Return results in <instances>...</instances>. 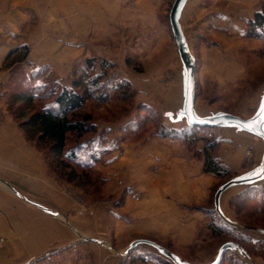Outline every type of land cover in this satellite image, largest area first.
<instances>
[{"label":"rangeland","instance_id":"rangeland-1","mask_svg":"<svg viewBox=\"0 0 264 264\" xmlns=\"http://www.w3.org/2000/svg\"><path fill=\"white\" fill-rule=\"evenodd\" d=\"M3 1L0 0V7ZM11 1L8 0L7 11L9 15L16 13L15 19H20L17 12L22 4L14 0L12 5ZM188 1L182 24L195 58L196 109L201 116L223 111L242 118L250 117L257 108L264 88V41L238 36L231 32V26H222L227 21L223 22L217 16L218 12L224 11L228 15L236 13L229 6V0ZM172 2L49 0L47 26L41 23L36 10H39L38 3L35 6L31 4L33 8L27 10L30 18L24 22L22 32L31 33V37L36 40L47 31L45 35L50 42L46 45L48 49L43 43L44 49L38 46L34 48L35 45L32 49L30 45L22 44L26 47L8 57L6 55L1 63L0 73L8 74V78L0 82V126L5 115H10L19 127L20 120L14 118L13 112L18 115L21 111L27 115L30 113L24 106L11 105V94L24 89V85L42 84L53 86L54 89L70 87L73 71L79 70L86 58L95 57L97 60L111 62L113 67H107V76H111L114 81L126 80L129 87L127 90L112 91L109 100L105 102L88 100L78 113L81 116L89 115L95 130L82 137L73 134L67 136L66 149L79 145V159L90 162V169L80 174L82 178L71 182L69 177L72 178V175L63 174L61 177L56 174L48 163L45 146L41 144L40 148L35 140L25 136L26 141L43 154L53 176L64 183V192L79 202L83 212L91 210V228L95 232L97 230L94 234L96 239L113 254H117L115 250L122 252L124 247L125 251L135 239H149L194 264L211 263L222 243L234 241L247 256L227 250L219 264H264V235L230 227L214 211L213 200L217 187L240 172L231 170L220 157V133L226 131L215 127L199 128L189 141L161 136L162 129L181 130L186 127L184 120L173 122L166 116L167 110L179 106L173 103V85L178 80L181 61L169 26L168 13ZM257 2L261 5L263 0ZM103 15L110 18V28L104 27ZM40 23L47 28H42ZM8 37H11L10 34ZM60 38L62 45L56 42ZM60 53L65 58L63 62L56 61ZM98 68L96 66L90 74L101 71ZM215 70H223L224 73L219 83L213 81ZM42 105L43 102H36L34 109H40ZM172 117H175V111ZM152 137L160 140V147L164 149L172 148L173 141L176 143V151L173 156L170 155L175 158L173 166L176 187L173 191L176 195L173 200L168 196L169 188L156 187L161 204H157V211L152 212L155 220L150 218L145 224V230L137 233L133 213L136 201L145 195L141 193L152 190V179L167 180V171L171 172L172 168L168 169L165 164H161L157 169L155 163L141 174L136 171L139 166L150 165L151 156H141L139 162H128V168L114 166L110 159H118L122 146L135 150L138 143H145ZM144 146L156 147L151 140ZM205 147H210V154L218 157L227 170L226 175L203 172ZM111 153L114 155L110 156ZM93 156L98 161H94ZM241 161V171L251 168L254 164L253 152L250 149L244 150ZM77 171L76 175L82 172L81 169ZM204 174L213 177L208 178L207 195H203L202 200L194 196L193 190L191 198L179 197L181 178L185 177L187 182L195 183ZM136 179L143 180L139 188L135 186ZM262 181L250 184L261 187L257 199L243 202L239 198L241 190L249 185L235 186L225 193L222 207L228 218L241 225L264 228ZM150 206L152 204L148 203ZM62 220L64 224L65 221L69 222L65 215ZM119 220H123L126 226L130 225L132 230L118 233L115 224H119ZM155 223V227L146 228ZM77 235L73 236L76 241L83 242ZM64 250L51 251L25 264H64L65 258L61 256ZM120 257L123 259L121 264H173L146 244H138L129 254Z\"/></svg>","mask_w":264,"mask_h":264},{"label":"crops","instance_id":"crops-1","mask_svg":"<svg viewBox=\"0 0 264 264\" xmlns=\"http://www.w3.org/2000/svg\"><path fill=\"white\" fill-rule=\"evenodd\" d=\"M229 1V6L231 7L232 11L236 13H233V15H228L227 13H224V11H221L217 13V16L222 18L223 22L225 20L227 21L225 22L226 25L222 26H227L228 28L231 26V32L242 37L246 32V21L252 18L256 11L260 10L261 5L258 4L259 2H257V0ZM18 2L22 4L19 6V12H17V15L19 14L20 19H15L14 15L16 13L14 15H9L6 8L8 7V0H4L3 6L1 5L0 7V66L8 52L19 45L27 44L30 45L31 48L33 45H35L33 46L34 48L36 46L43 48L42 43L44 46H46L47 43L50 42L47 40L48 37L45 35L47 31L43 34V37H39L34 40L31 37V33L30 35L26 31L23 33L21 29L22 26H25L24 22L30 18L29 15H27L29 14L27 10H30V8L32 9V5L35 6V3H38L39 5V10L37 8L36 10L39 12L41 23L47 26L48 9L50 6L49 0H39L38 2L35 0H19ZM188 2L189 1L187 0L183 5L179 17V23L186 40L187 36L182 21L188 8ZM14 3L15 1L12 0L11 4L13 5ZM24 4L30 7H26ZM103 6L105 7L106 4ZM107 8L110 9L109 7ZM102 18L105 19L104 27L110 28V18H106L105 15H103ZM41 23L40 25L42 28H47ZM9 34L11 37H8ZM56 42L61 43V45L63 44L61 38L56 40ZM46 48L48 49L47 46ZM190 51L192 55H194L191 48ZM30 52V54H32L33 51L30 50ZM62 53L59 54V57L56 58V61L63 62L65 58L63 57ZM214 74L213 81L219 83V79L224 76L223 70H215ZM7 78L8 74L3 72L0 73V82L7 80ZM182 80L183 70L181 65L178 80H176V83L174 84L175 86L173 85L175 88V92H173V103L179 104V106H177L174 110L172 108L167 110L168 114L166 116L169 117L170 120H172L171 118L173 112H176L182 107ZM195 90L196 80L194 94ZM194 108L196 113L200 115L195 105ZM2 122L3 123L0 126V179L9 183L19 192V194L28 200L34 201L56 212L58 215H53L32 205L18 194L12 192L0 184V264H25L41 255L54 250L58 251L60 249H65L61 253V256H64L65 258L64 264L123 263V259H121L120 255L109 252L107 247L102 243L76 241V239L73 237L74 234H77L76 231L86 237H92L96 239L94 234L97 233V230L95 232V230L93 231V228H91V210L89 209L86 212H83V210L80 208L79 202H77L72 195L64 192V183L58 181L53 176L45 162L43 154L37 150L35 146L26 141L24 133L20 130L17 124H15L10 115H5ZM215 128H223L222 130L226 131L225 133H220L222 140L220 142L221 146L219 154L222 161L231 170L235 172L240 171L237 175L254 169L259 164L263 151V142L260 138L245 131H240L236 128ZM149 140H151L152 145H156V147H148L150 149L145 148L144 144ZM149 140L145 143H138V145L135 147V150H130L122 146L120 148V151L122 152L121 155L118 156V159L115 157H111L110 159L113 161L112 165H120L121 168H128V162H133V160L139 162L138 159L151 156V164L146 167H144V165L141 167L139 166V169L136 171L137 173L139 172L141 174L144 171L147 172L149 169H151V165L155 163L158 165L157 169L160 168L159 166L161 164H165L168 169L172 168L171 172L170 170L167 171V180L163 181L161 178L152 179L150 181L152 184V190L150 192L147 191L148 193H141V195H145L136 201L134 208L135 210L133 213H135L134 228L137 233L145 230V224L148 223L149 219H154L152 212L157 211V204H161L159 199L160 196L157 194L158 190H156V187L169 188L168 196L173 200H175L174 195H176V193L173 191V189L176 187V175L174 172L175 158L171 157L176 151V143L173 141L171 143L172 148L164 149L160 147V140L155 139L154 137L150 138ZM246 149H250L253 152L254 164L251 168L241 171L242 154ZM113 155L114 153H111L110 156ZM167 156L168 158H165ZM212 177L213 176L210 174H204L203 177H199L195 183L187 182L185 177L181 178L182 183L179 185L181 188V196L179 197H183L184 199L189 198L192 193L191 190H193V194H195L194 196L198 197V200H202L203 195H207L208 178ZM139 178H141V175ZM134 181L136 182L135 186L137 188L143 184V180L136 179ZM235 186L244 187L247 185ZM235 186L228 188L221 194L220 207L224 214L225 211L222 207V201L224 200L223 197L225 193H228ZM128 197L129 196H127V202L129 201ZM169 197L168 199H170ZM148 203L152 204V207H148ZM154 206H156V208H154ZM64 215L67 217L70 224L76 231L70 228L66 223L64 224L62 220ZM119 222V224H115V230L118 233L120 231L122 234L125 231L127 232L128 230H132V227L130 225L126 226L123 220H119ZM109 223L112 225L111 219ZM156 225L157 223L149 224L146 226V228L150 229ZM124 249H122V252Z\"/></svg>","mask_w":264,"mask_h":264},{"label":"trees","instance_id":"trees-1","mask_svg":"<svg viewBox=\"0 0 264 264\" xmlns=\"http://www.w3.org/2000/svg\"><path fill=\"white\" fill-rule=\"evenodd\" d=\"M246 27L247 30L244 34L246 38L264 41V0L260 10L246 21ZM24 47L26 46L22 45L12 49L8 52L7 57ZM96 66H99L98 69L101 71L90 74V71H94ZM107 67H113V64L105 59L86 58L80 69L73 71L70 87L54 89L53 86L27 84L24 85V89L12 93L10 96L11 105L19 104L30 112L28 115L25 111H21L19 115L13 112L14 118L20 120L19 127L25 136L29 140H35L38 147L41 144L44 145L52 170L61 177L63 174L72 175V178L69 177L71 182H74V179H79L80 174L90 169L91 165L89 161L79 159L77 153L79 145L66 149L67 136L73 134L82 137L95 130L90 116L87 114L81 116L78 112L88 100L96 99L99 102H105L109 100L112 91L127 90L129 87L126 80L114 81L111 76H107ZM36 102H43L40 109H34ZM199 128L204 127L186 125L181 130L162 129L161 136L189 141ZM209 148L205 147L203 172L226 175L227 170L217 156L210 154ZM92 158L94 161H98L97 157L93 156ZM77 169L82 171L79 175L75 173L78 172ZM262 183H264V179ZM260 189L261 187L249 185L241 190L239 198L241 197L243 202L257 199L261 193ZM257 227L264 229L260 226Z\"/></svg>","mask_w":264,"mask_h":264},{"label":"water","instance_id":"water-1","mask_svg":"<svg viewBox=\"0 0 264 264\" xmlns=\"http://www.w3.org/2000/svg\"><path fill=\"white\" fill-rule=\"evenodd\" d=\"M187 0H173L171 8L168 13V19H169V26L170 30L177 48V52L179 55V59L181 61L182 70H183V103L181 109H178L175 112V117L171 118L173 121L178 122L181 120H184L186 125L188 126H198V127H229V128H236L240 131H245L247 133H250L258 138H260L263 142V151L261 155V159L259 164L254 168L251 169L243 174L234 176L230 178L229 180L223 182L220 184L215 193H214V211L216 212L217 216L227 225L230 227L246 230V231H252L257 232L264 235V229L258 228V227H252V226H246L241 225L230 218H228L222 211L220 207V197L221 194L227 190L228 188L235 186V185H248L253 184L258 181H261L264 179V124L259 123V116L258 113L261 109V105L264 104V88L260 97V101L258 104V107L256 108L253 115H251L248 118H242L236 114L223 112V111H217L215 113H211L209 115L200 116L196 113L194 108V89H195V58L192 55L190 48L188 46L187 40L183 34V31L181 29L180 23H179V17L181 10L183 8V5L185 4ZM254 122H256L254 124ZM0 184L5 186L7 189L11 190L12 192L18 194L20 197H22L27 202L31 203L32 205L48 212L53 215H58L56 212L34 202L31 200H28L19 192L14 189L9 183L6 181H3L0 179ZM65 223L72 229L73 226L65 221ZM75 230V229H74ZM76 231V230H75ZM78 237H80L84 241H91L95 243H100L98 239L89 238L86 237L80 233H78ZM138 244H146L154 248L157 252H159L162 256L170 260L173 264H194L187 262L180 258L175 253L171 252L167 248L161 246L160 244L149 240V239H135L131 241L127 247V249L124 251V253L117 251V254L120 256H124L129 254L132 249L138 245ZM237 251L240 254L247 256V253L243 250V248L234 241H226L222 243L219 248L217 249L216 255L214 260L209 264H219V262L222 260L224 253L227 251Z\"/></svg>","mask_w":264,"mask_h":264},{"label":"snow or ice","instance_id":"snow-or-ice-1","mask_svg":"<svg viewBox=\"0 0 264 264\" xmlns=\"http://www.w3.org/2000/svg\"><path fill=\"white\" fill-rule=\"evenodd\" d=\"M258 116H259V123H261V124H264V104H262L261 105V109H260V111H259V113H258ZM256 122H254V124H255Z\"/></svg>","mask_w":264,"mask_h":264}]
</instances>
